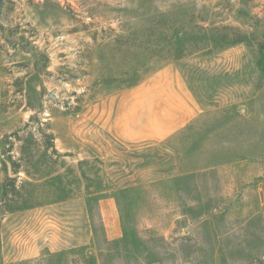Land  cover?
<instances>
[{"label": "rangeland", "instance_id": "374dc122", "mask_svg": "<svg viewBox=\"0 0 264 264\" xmlns=\"http://www.w3.org/2000/svg\"><path fill=\"white\" fill-rule=\"evenodd\" d=\"M260 45L264 0H5L0 193L32 115L59 155L48 173L86 180L14 212L0 199V264H264ZM134 113L143 129L187 118L132 143L112 122Z\"/></svg>", "mask_w": 264, "mask_h": 264}, {"label": "trees", "instance_id": "16d2710c", "mask_svg": "<svg viewBox=\"0 0 264 264\" xmlns=\"http://www.w3.org/2000/svg\"><path fill=\"white\" fill-rule=\"evenodd\" d=\"M230 29V28H227ZM224 44H236L244 42L246 37L241 36L239 39L235 38V35H225ZM259 53L264 51V45L259 46ZM180 55H177V57ZM260 66L263 64L259 63ZM138 81V80H136ZM136 81H131L130 87L136 84ZM36 122L35 132L30 131L33 122ZM26 131V137H20V132L15 131L7 140L10 141L6 153L7 164L9 170L14 177H10L7 174V165L4 162V179L1 187L0 199L2 203V209L6 212H14L20 209H26L35 206L39 203L44 194L52 192L57 195L52 196L53 199L63 200L68 197V193L75 187H81L82 181L86 180L83 173L77 174L74 170L67 168L62 173L58 170H54L49 174V164L57 162L59 157L58 152L54 147V137L48 128V124L41 122L34 115L30 116L28 122L24 125ZM37 136V137H36ZM17 142V157L13 155V146ZM35 144L32 146V144ZM39 145V149H38ZM39 154L42 157L48 155L51 159L50 163H45L44 166H40V161L34 159V154ZM83 162H79V166ZM23 175V179L20 176ZM45 192V193H44ZM51 194V193H50ZM86 202L92 203L104 197L100 192L89 194ZM74 264H81L80 261H74Z\"/></svg>", "mask_w": 264, "mask_h": 264}, {"label": "crops", "instance_id": "0c3cea01", "mask_svg": "<svg viewBox=\"0 0 264 264\" xmlns=\"http://www.w3.org/2000/svg\"><path fill=\"white\" fill-rule=\"evenodd\" d=\"M121 116L122 115L120 114H116V117L112 122V130L114 134L121 140L132 143L144 140L148 141L164 138L165 136L172 134V130L180 127L183 121L187 118V116L178 113L175 114L170 125L167 124L166 121L163 119V125L161 128L148 127L146 129H143L141 125L137 123L135 117L137 116L136 113H134V115H131L132 117H134L133 121L128 120L127 122H125L124 119L122 120Z\"/></svg>", "mask_w": 264, "mask_h": 264}, {"label": "water", "instance_id": "95a60500", "mask_svg": "<svg viewBox=\"0 0 264 264\" xmlns=\"http://www.w3.org/2000/svg\"><path fill=\"white\" fill-rule=\"evenodd\" d=\"M5 2V0H0V8H1V5ZM49 97H53L52 93L48 95Z\"/></svg>", "mask_w": 264, "mask_h": 264}]
</instances>
